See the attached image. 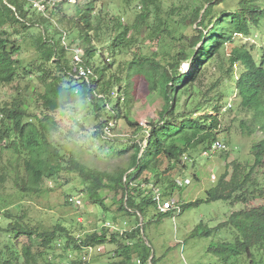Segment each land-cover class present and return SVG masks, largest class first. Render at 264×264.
I'll return each instance as SVG.
<instances>
[{
  "label": "trees",
  "instance_id": "1",
  "mask_svg": "<svg viewBox=\"0 0 264 264\" xmlns=\"http://www.w3.org/2000/svg\"><path fill=\"white\" fill-rule=\"evenodd\" d=\"M31 1L40 0H0V86H10L35 75L42 90L38 93V103L45 112L42 117L32 114L26 102L17 98L0 101V202L5 203L0 206V220L6 222L5 227L0 224V264H39L41 261L42 264H92L95 254L84 262L80 253L88 247L100 248L120 240L122 243L115 251L123 258L119 264H130L133 255L139 252L140 246L133 244L140 236V226L130 231L122 229L124 232L120 233L104 225L94 232L76 235L66 224L57 223L50 230L40 231L35 225L30 227L25 217L8 209L11 204L2 194L11 180L18 191L38 194L46 180L56 178L64 169L81 179L84 191L96 204L105 207L100 191L114 186L112 191L123 195L119 211L142 215L148 206L156 208L151 196L138 201L137 196H142V193L139 194L136 188L131 189V181L135 176L148 172L150 180L158 182L160 168L165 162L168 165L183 164L184 154L190 156L192 152H203L215 141H221L219 137L222 133L223 140L231 141L229 129L222 131L219 117L223 95L210 97L201 87L203 81L211 77L210 66L219 61L225 62L226 67L208 92L216 91L224 79L234 78V67L240 65L243 71L235 81V88L240 99V115L247 119L240 122L239 128L242 135L248 137L258 131L264 134V44L259 48L255 44H239L228 53L227 61L223 60L225 57L220 52L227 43H234L235 36L244 41L253 40L252 36L258 33L264 17V9L258 4L262 0H238L235 11H223L219 17L214 16L215 7L225 0H205L204 5L202 0H176L170 7L163 0H124L129 7L141 8L131 28L123 22V17L114 18L111 14V25L117 33L110 43H106L109 45L106 49L114 57L119 51L121 54L128 52L130 43L134 39L138 40L136 37L140 38V32L145 27L151 30L148 37L157 43L171 38L181 44L189 22L198 26L195 29L197 35L189 39L193 46L192 52L179 50L168 59L169 67L149 56L135 58L127 64L130 72L127 77L142 76L148 83L150 93L159 94L164 102L159 119L148 125V136L138 123L126 117L132 129H141L144 134L141 141L131 146L134 154L130 158V170L133 171L128 175L127 170L110 174L87 167L71 155H62L50 138L54 125L47 113L75 103L91 105L97 117L94 135L105 137L104 127L111 120L104 118L100 104L109 99L111 92H123L116 85L115 79L119 77L108 75L114 63L103 61V66L94 65L95 58L102 55L101 50L105 46L100 42V46H97L104 22V17L95 7L98 0H88L85 5H71L75 7L73 15L64 10L63 2L52 5L54 0H41L46 5V13H43L34 8ZM208 23L214 25L212 32L205 31ZM60 25L64 28L68 25L77 32L78 48L83 55L84 65L93 71L90 81L75 78L72 58L67 56L70 52L62 45L63 35L70 34ZM35 31L39 35L32 37ZM27 34H32L30 36L34 38L32 44L36 57L29 64H24L19 56L23 53ZM201 43H204L203 46L195 51ZM254 48L258 49L257 55L253 53ZM186 62L190 63V71L182 73L181 65ZM117 80L122 81V78ZM145 139L147 146L142 151ZM262 171L264 139L253 144L251 160L246 159L244 163L233 161L227 165V170L217 184L207 190L205 200L182 204L183 209L218 201L231 206L243 205L242 210L233 212L227 221L217 227L209 228L201 223L191 234L192 237H211L225 232L226 237L209 249L220 257L222 264L243 256L250 264H264V205L254 208L244 206L256 193L262 196V186L255 182V176ZM251 186L256 189L252 190ZM228 232L231 237L227 236ZM21 237H26L30 245L18 249ZM126 240L129 245L123 244ZM33 244L38 251H34ZM60 249L61 255L55 257ZM144 254L141 260L143 264H148L151 254Z\"/></svg>",
  "mask_w": 264,
  "mask_h": 264
},
{
  "label": "rangeland",
  "instance_id": "2",
  "mask_svg": "<svg viewBox=\"0 0 264 264\" xmlns=\"http://www.w3.org/2000/svg\"><path fill=\"white\" fill-rule=\"evenodd\" d=\"M87 1L77 0L80 5H85ZM163 1L166 6L170 7L176 0ZM214 1L217 2L218 0ZM96 3L97 12L100 13L101 17H104L102 33L99 40H97V46H100L99 42L105 46L101 50L102 55H98L95 58L94 65L97 67L103 66V61L110 64L114 63L108 75H117L119 78L115 79L116 85L118 88L123 89L121 99H119L121 95L119 97L112 95L104 103L100 104L104 118L115 123L112 136L105 135L109 139L100 134L95 136L97 117L93 108L89 104L75 103L64 109L47 113L54 125L50 138L62 155H67V157L71 155L75 160L87 167L100 173L110 174L127 170L128 175L133 171L130 170V158L134 154L131 146L137 141H141L144 138V134L141 129H132L127 124L126 117L138 123L144 129L145 126L150 125V122L159 119L164 102L159 94L150 93L148 83L142 76L131 75L130 78L127 77V73H130L127 70V64L135 58L149 56L155 57L162 65L169 67L168 59L172 58L179 50L187 49L188 52H192L193 46H191L189 39L197 35L195 29L198 26L189 22V27L184 31V42L181 44L174 42L175 40L171 38L157 43L155 39L148 37L151 30L145 27L140 32V38L136 37L138 40L134 39L130 43L127 49L128 52L124 51L121 54L119 51V54L114 57L106 49V47L109 48L106 43H110L117 33L115 27L111 25V14L114 18L123 17V22L131 28L136 16L141 12V8L136 6L129 7L124 3V0H98ZM201 3L204 5L206 1L202 0ZM237 3L238 0L223 1L216 5L214 16L219 17V14L223 11H235ZM258 4L264 9V0L258 2ZM63 7L69 15H73L74 6L64 5ZM66 26L67 28H64V26L60 25L62 29L68 30L70 34L64 44H70L81 52L78 48L77 32L68 25ZM213 30L214 25L208 23L205 31L212 32ZM257 32L252 36L253 40L251 41H244L241 40V37L235 36L233 38L234 43H227L225 48L220 51L225 57L223 60L227 61L226 56L228 53L239 44H247V46L255 44L256 48L264 44V17L261 19ZM34 33L32 37L39 35L38 31ZM30 35L32 34L26 35V40L23 43L24 50L19 56V59L24 64H29L36 57L35 48L32 44L34 38H31ZM203 44H199L195 51H199ZM154 52H157L156 56ZM253 53L257 55L258 49H255ZM67 56L70 59V55L68 54ZM108 59L110 61H107ZM225 67L226 64L222 61L211 65V77L205 79L201 87L204 93L210 97L218 94L223 95L221 102L222 112L225 104L230 103L233 105L232 110L221 112L222 114L220 113L219 116L222 122V131L229 129L231 141L229 139L228 141L223 140V133L219 139L224 141L230 150L218 152L211 158L203 156L202 150L192 152L189 155L194 159V162L185 163V165L180 163L178 165H168L165 162L160 168V180L158 182L150 180L151 176L148 172L135 176L131 181V189L136 188L139 194L142 193L140 197L136 195L139 202L146 196L152 197L151 186L153 185L162 190L165 201H177L180 204H188L197 200H205L207 190L217 184L219 178L227 170L228 164L231 165L233 161L244 163L246 159L251 160V148L254 143L264 139V134L258 131L255 135L248 137L242 135L239 128L240 122L247 119V117L240 115V99L235 88V81L239 78L243 68L240 65L235 66L234 78L224 79L216 91L208 92L215 83V79L222 75ZM189 71L190 63H183L181 72L188 73ZM120 78H122V81L117 80ZM30 79L18 80L10 86H0V101H13L15 98L20 101L24 100L32 114L42 117L45 112L38 103V93H41L42 90L37 83L35 75ZM115 92L117 93L118 91ZM35 122L37 123V120ZM63 170L56 178L46 180L38 194L20 192L14 187L12 180L9 181L10 183L4 194H2L3 198L11 204L8 209L25 217L30 227L35 225L40 231L50 230L57 223L66 224L76 235L99 230L108 222L127 231L134 230L140 226V236L133 244L140 246L139 252L133 255L130 264H138V261L143 264L141 257L145 255L144 253L151 254L148 264L223 263L220 257L210 252L209 249L211 245H218L226 237L225 232L221 231L211 237H192L191 234L201 223H204L209 228L217 227L227 221L233 212L242 210V204L231 206L224 201L203 203L199 206L185 208L181 213H169L167 215L159 214L155 207L150 205L142 212V215L138 213L137 215H129L126 211H119V202L122 200L123 195L112 191L114 186H108L100 191L105 204L104 207L91 201L88 193L84 191L81 179L76 174ZM229 171L230 173L232 172L231 167ZM261 173L255 176V182L262 186L263 194L260 196L256 193L253 198L249 199L247 205H244L245 208L264 205V171ZM186 179L190 181L188 186L183 188L176 186L177 180L185 181ZM251 189L255 190L256 187L251 186ZM137 192L136 194H138ZM73 196H82L83 204L80 207H75L70 202V198ZM3 204L5 203L0 202V206ZM0 224L4 227L6 226L4 220H0ZM227 236L231 237V234L228 232ZM121 241L112 245H104L101 250L107 251V253H96L92 264H119L123 258L118 256L115 251ZM123 244L129 245V242L126 240V242L123 241ZM24 245H30V243L26 237H21L17 247L20 249ZM33 245L35 246V244ZM34 251H38L36 246ZM61 253V249L57 250L55 257H58ZM80 256L82 258V253H80ZM153 257L155 258L154 263L152 262ZM46 259L48 258L46 257ZM53 261L56 263L55 258ZM39 264H42V261ZM228 264H250V261L243 256L231 259Z\"/></svg>",
  "mask_w": 264,
  "mask_h": 264
},
{
  "label": "built area",
  "instance_id": "3",
  "mask_svg": "<svg viewBox=\"0 0 264 264\" xmlns=\"http://www.w3.org/2000/svg\"><path fill=\"white\" fill-rule=\"evenodd\" d=\"M33 3V7L38 9L39 11L46 13V5L40 0V1H31ZM60 3L63 2L65 5H74L77 3V0H57V1H52V5L56 4V3ZM67 38V34L63 35L62 38V45L70 52V56L72 58V71L75 74V78L76 79H84L86 81H90L91 76L93 75V71L92 69H90L89 67H87L86 65H84V61H83V55L80 53V51L76 48L69 45H65L64 42ZM107 61H110V59H108ZM114 97H119L120 94L115 91H113L111 93V96ZM100 98L103 96H99ZM231 107V104H229L228 106H226L225 108H223V112H227L228 108ZM113 127H115V123L113 121H110L105 127H104V133L106 135L112 136V129ZM146 133V135L148 136V132H149V127L148 125L144 127L143 129ZM147 139H145L142 142V151H144V149L147 146ZM229 151V147L227 144L221 142V141H215L211 147H209L208 149L203 151V156L207 157V158H211L214 157V155L218 152H224V151ZM194 161L193 158H191L190 156H188L187 154H184L182 156V163L183 164H189L192 163ZM190 181L189 180H177L176 181V185L179 187H183L185 185H189ZM152 188V197H153V202L156 205V210L158 211V213L160 214H168L170 212H174V213H181L183 211V207L182 204L178 203L177 201H165L163 198V192L162 190L157 187V186H151ZM70 202L75 206V207H80L83 204V200H82V196H73L70 198ZM105 227L107 228H111L112 230H116L119 231L120 233H123L124 230L115 227L112 223H106ZM101 249H103L102 247L100 248H92V247H88L87 249H85L82 252V260L84 262H87L91 259V257H93L94 254L96 253H101L104 251H102ZM138 264H140V261H138Z\"/></svg>",
  "mask_w": 264,
  "mask_h": 264
},
{
  "label": "clouds",
  "instance_id": "4",
  "mask_svg": "<svg viewBox=\"0 0 264 264\" xmlns=\"http://www.w3.org/2000/svg\"><path fill=\"white\" fill-rule=\"evenodd\" d=\"M78 3V2H77ZM65 5V4H64ZM67 6H70V5H67ZM185 66V65H184ZM115 91H118V90H115ZM112 93V92H111ZM118 93L121 95V93L118 91ZM111 96V95H110ZM121 97H122V95L119 97V99H121ZM230 103H227L223 108H225L226 106H228ZM232 107H233V105H231V107L230 108H228V110L229 109H232ZM227 110V111H228ZM194 162V161H193ZM192 162V163H193ZM186 180H188V179H186ZM177 186V185H176ZM185 186H188V185H185ZM177 187H179V186H177ZM184 187V186H183ZM183 187H180V188H183ZM156 209V208H155ZM158 212V211H157ZM174 213V212H173ZM160 214V213H159Z\"/></svg>",
  "mask_w": 264,
  "mask_h": 264
},
{
  "label": "crops",
  "instance_id": "5",
  "mask_svg": "<svg viewBox=\"0 0 264 264\" xmlns=\"http://www.w3.org/2000/svg\"><path fill=\"white\" fill-rule=\"evenodd\" d=\"M157 211V210H156ZM170 213H173V212H170Z\"/></svg>",
  "mask_w": 264,
  "mask_h": 264
},
{
  "label": "water",
  "instance_id": "6",
  "mask_svg": "<svg viewBox=\"0 0 264 264\" xmlns=\"http://www.w3.org/2000/svg\"><path fill=\"white\" fill-rule=\"evenodd\" d=\"M140 157H141V154H140Z\"/></svg>",
  "mask_w": 264,
  "mask_h": 264
}]
</instances>
